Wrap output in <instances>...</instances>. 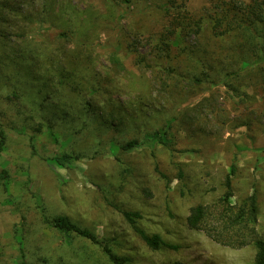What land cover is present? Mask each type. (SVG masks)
Instances as JSON below:
<instances>
[{"label":"rangeland","instance_id":"rangeland-1","mask_svg":"<svg viewBox=\"0 0 264 264\" xmlns=\"http://www.w3.org/2000/svg\"><path fill=\"white\" fill-rule=\"evenodd\" d=\"M229 4L0 0V264H114L55 228L58 215L126 264H255L254 245L186 221L192 205L220 201L230 176L233 204L255 195L264 237V22L250 40L215 35L240 18ZM63 153L78 157L49 160ZM122 211L179 248H150Z\"/></svg>","mask_w":264,"mask_h":264},{"label":"trees","instance_id":"trees-1","mask_svg":"<svg viewBox=\"0 0 264 264\" xmlns=\"http://www.w3.org/2000/svg\"><path fill=\"white\" fill-rule=\"evenodd\" d=\"M230 9V10H229ZM227 11L235 12V16L240 15L239 19L232 18L225 25L217 24L213 25V31L215 35H225L227 33L236 32L245 36V39L253 38V25L257 22H264V0H250L249 2L239 0H230V4ZM234 17V16H233ZM222 25V26H221ZM224 26V27H223ZM223 27V30L220 29ZM241 29V30H240ZM252 36V37H251ZM264 36V33L263 35ZM257 61H264V53L259 54ZM245 60L243 61V64ZM247 65V64H246ZM49 127L48 133L54 137L53 132ZM34 137H37L34 134ZM32 137V138H34ZM154 137L160 138L159 133H154ZM6 141V133L0 122V149H3ZM139 145L137 139H133L126 144L122 145V148L127 150ZM78 156L71 153H63L51 157L49 160L57 162L61 166H65L72 159ZM182 177V171L179 172ZM227 190L224 196L218 203L214 204V208L208 204H195L189 209L186 221L189 229L191 230H203L214 241L240 248L246 245H254L256 252L254 257L255 264H264V237L260 235L256 229L258 221V206L256 204V197L252 194L249 197V202L244 206H237L231 202L232 185L230 176L226 179ZM239 207V208H238ZM124 219L131 226H133L136 234L152 249H161L167 247L169 249H178L179 246L174 243L167 242L159 233H149L145 229L136 225L137 219H140L142 214L139 211H122ZM53 226L62 232H73L81 237L91 240L93 243L98 244L103 251L107 252L110 260L114 264H126L129 260L128 257L118 255L108 245V243L99 238V236L86 228H82L74 223L66 215H58L53 218ZM170 264H188L184 261H173Z\"/></svg>","mask_w":264,"mask_h":264}]
</instances>
